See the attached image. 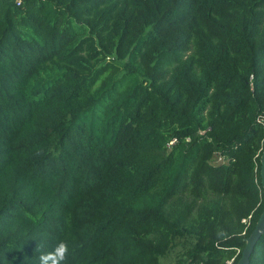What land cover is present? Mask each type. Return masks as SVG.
Here are the masks:
<instances>
[{
    "label": "trees",
    "instance_id": "1",
    "mask_svg": "<svg viewBox=\"0 0 264 264\" xmlns=\"http://www.w3.org/2000/svg\"><path fill=\"white\" fill-rule=\"evenodd\" d=\"M263 146L264 0H0V264H235Z\"/></svg>",
    "mask_w": 264,
    "mask_h": 264
},
{
    "label": "water",
    "instance_id": "2",
    "mask_svg": "<svg viewBox=\"0 0 264 264\" xmlns=\"http://www.w3.org/2000/svg\"><path fill=\"white\" fill-rule=\"evenodd\" d=\"M260 181L264 192V146L262 148V152L260 155ZM263 232H264V206L259 217L257 218L254 224V227L252 228L250 233L245 237L244 246L235 264H249V259L252 249L256 241Z\"/></svg>",
    "mask_w": 264,
    "mask_h": 264
},
{
    "label": "clouds",
    "instance_id": "3",
    "mask_svg": "<svg viewBox=\"0 0 264 264\" xmlns=\"http://www.w3.org/2000/svg\"><path fill=\"white\" fill-rule=\"evenodd\" d=\"M70 254L69 242L60 240L53 245L50 251L40 254V264H67Z\"/></svg>",
    "mask_w": 264,
    "mask_h": 264
}]
</instances>
